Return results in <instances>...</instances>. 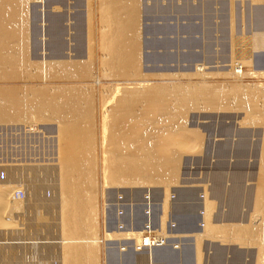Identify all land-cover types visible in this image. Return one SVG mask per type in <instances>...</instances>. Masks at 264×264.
Here are the masks:
<instances>
[{
    "label": "bare ground",
    "instance_id": "bare-ground-1",
    "mask_svg": "<svg viewBox=\"0 0 264 264\" xmlns=\"http://www.w3.org/2000/svg\"><path fill=\"white\" fill-rule=\"evenodd\" d=\"M45 1L0 0V81L47 76L53 80L55 78L58 80L88 79L94 85L101 83L103 78L115 80L110 90L107 91L105 86H103L105 89L102 87L106 91L105 95L97 100L100 101L101 107L105 108L101 116L104 122L102 127L104 134L107 135V140L104 138V141H107V145L110 146L105 147L108 155L105 154L102 165V186L119 189L112 200H101V226L103 227L107 222V216L115 214L114 208H110L109 214L105 213L108 203L117 202V196L122 194L124 200L129 201L141 200L146 195L156 200V203H159L160 224L165 227L171 210L175 209L174 204L182 203L187 199L179 196V191L186 188L182 187V184L193 181L186 179L193 178L192 176L183 175V167L190 165L191 169L194 161H198L197 165L209 172L207 175L210 177L206 176L207 178L215 181L217 177L225 175L228 181L233 183L231 189H229L231 186L226 184L230 195L226 191H217V186L213 187V194L211 193L213 190H210L212 189L211 184H202L201 192L204 196L201 199L202 207L198 210H202L203 226L199 231H194V263L264 264V83L230 82V84H222L223 82L216 83L215 81V83H180L179 81H165L166 74H152L149 71L145 73L142 64L146 59H143L145 55L141 51L145 38L143 33L141 36V0H99L97 6L101 24L99 33L102 50L101 68L99 72H94L92 52L88 51L91 27H87L86 30L87 52L83 56H77L76 52L70 48L61 55L57 51L55 53L58 54H53L45 48L46 43L51 39L54 44V38L61 29L58 25L60 23L52 19L46 21L43 17L46 11L44 10ZM143 1L146 3L148 0ZM252 1L263 3L264 0ZM29 2L40 3L41 15L40 52L35 65H44V67L36 68L42 71L41 74L35 73L36 69L33 68L35 75L28 74L30 70L25 68L28 62H34L31 58L29 59L27 48L30 32L28 28ZM88 11H90L89 7ZM66 24L70 26L73 21L70 22L67 19ZM152 26L151 29L154 27ZM45 29H48L49 34L44 32ZM254 38V46H259L262 38L259 36ZM71 39L72 36L69 37L68 42L74 40ZM251 62L250 56H247L238 64L249 66L253 65ZM235 65L236 62L232 60L229 72L216 74L218 76L219 74L228 75L229 78L237 77L236 79L246 74L264 77L263 67L259 70L256 66V69L251 67L243 75V72L241 74L236 69L238 65ZM188 75L199 76L203 79L207 77L202 71L187 74V77ZM156 77L160 80L154 82L152 79L156 80ZM230 80L233 78L231 77ZM92 91L83 84H58L52 87L37 85L28 88L0 85V121L15 120L27 123L30 120H40L45 117L56 120V123L58 121L56 131L51 136L57 139L55 151L51 153L53 155L50 158L51 161L26 164V166L40 168L38 171L42 170V174L46 170L47 177L49 171L51 174V177H46V181H51L52 189L49 188L52 190L51 196L47 195L49 192L47 188L50 186L46 187L47 192L44 190L47 193L44 197L50 196V200L46 199L49 201L46 206L47 215L46 217L36 216L35 210L30 208L34 210L33 214L35 213L31 218L37 217L34 221L30 220L31 228L36 230L39 222L43 224L46 221L45 223L50 224L55 230L58 240L55 238L57 240L54 242L55 245L47 246L40 244L31 246L30 244L28 248L22 245L0 247V264H18L19 262L21 264H99L98 244L103 250V264H119V260L121 264H148L149 261L151 264H172L175 261L176 252L168 249H155L149 253L146 250L140 252L127 250L125 253H117L110 249L107 256L106 243L101 241V232L97 237L98 197L102 196L105 191L102 193L97 179L96 159L93 153L95 140L93 127L95 128L96 125L94 124L95 99ZM198 102L208 103V107L211 104L216 109L243 110L245 116L215 115L209 116V119L204 122L196 120L193 121L194 123H186L187 127L182 125L184 128H181V140L178 138L179 140L170 141L167 137L169 142H164L167 134L164 136L162 133L165 139L160 137V142L157 136H160L162 131L165 132L167 128L174 127V125L180 126L181 122L177 121L182 118L186 109L190 108L183 103ZM247 124H259L261 129H253L251 128L253 126L249 127ZM33 126L32 124L26 125L29 130H32L30 127ZM181 146L192 149L201 147V151L199 150L200 154L197 159L193 157L185 159L180 153ZM44 166L49 168V171L47 169L43 171ZM38 171L37 174L40 176ZM30 177L26 178L28 181L26 182L28 184L26 185V204L33 205V202L36 203L38 200L37 198L33 201L35 198L33 193L38 192L39 194L40 192L37 190L38 187L36 188L40 178L36 182V177ZM241 177L245 180L243 185L247 186L246 195L243 192L239 195L238 192L240 188L243 190L236 181ZM175 180L176 183L173 184ZM46 181L44 180V183ZM140 188L143 191L139 196H134L135 192L127 194L121 191V189L130 191ZM157 188L161 189L162 194H155ZM13 190L6 185H0V229L14 226L10 214L13 209L15 210L22 204L20 200H13ZM35 190L37 191L34 192ZM209 191L211 192L208 193ZM172 193H176L178 201L171 199ZM241 197L246 199L244 205L243 201L240 202ZM124 213L128 215L132 213V210L127 209ZM194 213L188 210L177 211V218L185 224L186 219L188 217L191 219ZM136 217L139 218L138 215ZM43 220L45 221L41 223ZM138 226L129 230L128 234L139 239L141 233ZM118 234V231L113 230L105 236L113 238ZM250 246L255 249H250ZM46 247V254L50 258L49 263L44 257Z\"/></svg>",
    "mask_w": 264,
    "mask_h": 264
},
{
    "label": "rangeland",
    "instance_id": "rangeland-1",
    "mask_svg": "<svg viewBox=\"0 0 264 264\" xmlns=\"http://www.w3.org/2000/svg\"><path fill=\"white\" fill-rule=\"evenodd\" d=\"M45 2L46 3H44V10L46 11H45V16L43 15V17H45L46 21L52 19V21L60 23L58 25L61 28L58 32V35L55 36L54 38L55 39L54 44L51 42L52 41L51 39L48 42L49 44L46 43L45 48L48 49V51H51L53 54L60 53V55L62 53H66L70 48L74 50V52H76L77 56L78 55L83 56L87 52L86 44L88 42L86 39L87 37L86 30L87 27H91V34H90L91 40L89 39L90 49H88V51L92 52L91 58L93 61L92 67L94 69V72H99V69L101 68L100 56L102 52L101 41L99 37L101 24L99 21V13L97 6L99 0H46ZM146 3L143 0L140 1L141 4L140 6L142 7V8L140 7V9H142L141 12L143 13V14L141 13L140 20L142 22L145 21L144 22L145 24L141 22V28L144 30L143 31L141 29V36L143 33V36L145 37L142 45V47L143 46L144 47L142 49L143 50L146 49L145 50L146 53L143 50H141L143 52V55H145L143 59H146L142 64V69L143 71H145V73L149 71L152 74L153 73L166 74L167 76L166 78L164 77H158V78H164V80L166 79L165 81H170V82L179 81L180 83H188V82L189 83H194V82L222 83L223 82L222 84H230V82L231 83L242 82L244 84L264 83L263 82L264 77H260V76L257 77L251 74L250 75L246 74L248 77L244 75V73L246 71H249L251 67L252 68L254 67V69L257 68L258 70L259 68L262 69V67L264 69V1L262 3V1L256 2L252 0H232V1L231 0H148L146 1ZM39 5L40 3L29 2V6H28V21H29L28 28L30 32L28 34L29 44L27 48L29 52L28 53L29 59L31 58L32 61L34 62H28L25 68H28V70H30L27 72L28 74H33V75H35V73H40V72L42 73V71L37 69L39 67L40 69L44 67V65L42 66L38 64L35 65L36 58H38L40 52V34H41L40 32H42V29L39 25L41 19V15L39 12L40 11ZM87 6L89 7L90 11H88ZM145 7L147 8V10ZM148 10H150V12ZM87 13L89 16L87 15ZM87 17H90V19L89 18L87 19ZM67 19L70 22L73 21V24L68 26L69 24H66ZM152 24L154 27L152 26ZM151 26L153 27L152 29L150 28ZM44 32L49 34L48 29L47 30L45 29ZM46 33L45 35H47ZM70 35L72 36V39L75 40L74 41L71 39L73 41V42L71 41L72 43L68 42L69 37H71ZM148 35L150 36L148 37ZM255 36H259L262 38L261 39L262 43H260L261 45L259 44V46L258 45L254 46ZM70 43L72 45H70ZM55 51H57L58 53L57 52L55 53ZM247 56H250V59L252 61L251 63H253V65L250 64L248 66L247 64H243V65L238 64L239 61H242ZM231 59L236 62V65H238L236 69L239 71V73L243 72L244 76L241 75V77H238V79H236L237 77L234 78L233 76H231L233 80H230L231 77L229 78L228 75H226L228 76L227 78L226 76L223 75L221 76L220 74L218 76L216 74V73L229 72L231 70L230 67L232 61ZM33 68L35 69L37 68L35 73L34 71H32ZM201 68L202 70H200ZM197 71L198 72L202 71V73H205L207 77L204 79L199 76L195 77V75H188V77L190 76L193 78L187 77V74H191ZM174 74L179 76H172ZM180 74L182 76H180ZM29 78L31 77H28L26 79L25 78L6 79L7 81L1 80L0 85H5L12 88H21V87L28 88L37 85L52 87L58 84H79V85L83 84L84 86L87 85L89 89L93 90L92 95L93 98L95 99L94 124L96 125L95 128L93 127V133L95 139L93 153L96 159L95 162L97 168V179L99 180L102 193L103 191H105L104 194H102V196L99 195L98 197L97 237H99L100 232L102 231L101 229L102 224L100 219L101 202H102L101 200L104 199L105 201L106 199L112 200L114 198V195L119 189L105 188V187L103 188L102 186L103 185L102 165L105 160V154L108 153L107 149L105 152V147L108 148L110 146L107 145V141H104V138L106 139L107 135L106 133L104 134V129L102 127V124L104 122L101 119V116L103 115V110L105 108L101 107V105L99 104L100 101L97 100L102 99V96L105 95L106 92L105 90L107 91L108 89L110 90V86L111 84H113L115 80L113 81L112 79L111 81V79L103 78L101 83H99L100 85L99 84L93 85V83L88 79L58 80L57 78H55L53 80L52 78L47 76L46 77L44 76L43 78L41 76L31 79ZM152 80L156 82L160 79H157L156 77V80L155 79ZM234 80H237L238 82ZM90 86L92 87L90 88ZM103 86H105L106 89ZM198 103H183L184 105H187L190 108L186 109V112L183 113L182 118L179 121H177L179 123L181 122L180 126L177 127L176 125H174V127L172 126L169 127V129L167 128L166 129L167 131H165L167 133L162 131L159 134L160 136H157L159 137V141L161 142L160 137L164 138L166 134H167L166 139L165 138H164L165 140L163 139L164 142L168 141V139L170 141H176L179 140L178 138H180L181 140L182 138L180 136V134L182 135L181 128H184L183 126L187 127L186 123H191V122L194 123L193 121L196 120L198 121L200 120L204 122V120L207 121L209 119L208 118L209 116H215V115H221V116L228 115V116H240V117L245 116L243 110H237V109L232 110V108L216 109L213 107V105L211 106V104H209L210 106L208 107L207 105L208 103L206 104L204 102H198ZM183 122L186 125H184ZM57 123L56 120L52 118L48 119L46 117L45 119L42 118L40 120L33 119L27 123L24 121H15V120L0 121V176H1L0 185H6L9 188L10 187L13 188L14 189L13 200L15 201L20 200V202L22 203L21 206H19L15 210L13 209L10 214L11 216L10 218L12 219L13 221L12 224L14 226L11 225L10 226L12 227L11 229L10 227L8 229H6L7 227L5 228L3 227V229L2 228L0 229V247H6L7 245H11V246L22 245L28 248L30 247V244L31 246H35L39 244L43 246H47L51 244L55 245L54 242L58 240L56 237L57 235L55 230L52 228V226H50V224L45 223L46 222L45 220L41 222L43 223L45 221L44 222L45 224L44 223L40 224L39 222L38 228L36 230H32L30 225V220L34 221L35 218H37L36 216L44 217L45 215H47L46 206H47V202L49 201H47L46 199L48 198V200H50L49 199L51 196L50 193L52 191L49 189V188L52 189L51 181L50 180L46 181L47 178L51 177V174L49 173L50 171L48 170L49 168L47 169V167L45 166H44L45 168L43 167L44 169L42 168L43 171L45 169L49 171L47 177L46 170L44 171L45 173L43 172L44 174H42L41 173L42 170H40L41 172L38 171L40 168L38 169V167L36 168L33 166H26V164L29 165L32 163L33 164L49 163L51 161L50 158L53 156L51 153L55 151L57 144V139L51 136H53V132L56 131L58 125ZM30 124L34 125L33 127H30L32 128V130H29V128L26 127V125H30ZM201 124H205V123H201ZM247 126L249 127L253 126L251 128L256 130L261 129V125L259 124H247ZM162 133L164 134V136ZM180 149H182L181 150L182 152L180 151L181 156L182 158L185 159H188L189 157L190 158L193 157L194 159H197L201 151V147L200 149L199 148L192 149L189 147L185 148L181 146ZM195 162L196 161H194V165H191V169L189 167L190 165L189 166L186 165L187 167L186 166L183 167V172H184L183 175L192 176L193 178H186V179L193 181L182 184V187H186V188H182L183 190L181 189L179 191V196L181 198L186 197L187 199L182 201V203L176 202L177 205L174 206L176 212L188 210L191 211V213L194 212L196 213V210L202 207V200L199 199V203H197V206H192L191 203L189 204V201H191L197 196V192L202 191V186L204 184L207 185L211 184L212 189L210 190L211 191L213 190V192L209 191L208 193L211 192L214 194L213 187L217 186L216 189L217 191L219 192L226 191L230 195L229 189L232 188L233 182L228 181L227 176L224 175L221 177H217L215 181L214 179L211 180V178H207L210 177L209 175H207L209 172L206 171L205 168L198 166L197 165L198 161L196 163ZM20 165H24L25 167ZM24 168L26 172L24 171ZM26 168L29 169L27 170ZM30 168L31 169L35 168V169L31 170ZM37 171L38 173H40V176L39 174H37ZM37 176H39L40 178L39 181H38L39 178ZM204 176L207 177L205 178ZM27 177L30 178L36 177L37 180L35 181L36 182L38 181L37 183L38 185L39 182L41 181L40 185L36 186V188L38 187L37 190L40 191L41 193L39 192L38 194V192H36L37 190L34 191L36 193H33V197L36 198V199L34 198L33 201H36L37 198L39 200V201L37 200V202H39V203L36 202L37 204L32 201L34 206L32 204H26V197H27L26 185H28L26 184V182L28 183L27 179H29ZM43 177H45V179ZM44 180L47 183L46 182L44 183ZM201 181L203 182L200 183ZM212 181H214V183ZM236 181L243 188V190H241L240 188V190L238 191L239 195L242 192L243 194L246 195L247 186L243 185L245 181L243 177H241V179H238ZM215 182L216 185H214ZM172 183L173 184L176 183V180L173 181ZM226 184L231 187L228 189V186ZM46 187H48L47 190L49 189L48 194L46 193L47 192ZM249 187L250 186H248V188ZM41 188L43 189L40 190ZM121 191L127 194L130 192H135L134 196H139L140 193L143 191V189L141 188L133 189L130 191H125L121 189ZM45 193L50 196L44 197ZM159 193H161V189L157 188L155 194L157 195ZM36 194H38L39 196ZM244 200L246 201L245 197L244 198L241 197L240 202L243 201L242 202L243 205L245 202ZM40 202H42L43 204H41ZM36 205H38L39 207L37 206L35 208ZM30 208L34 209L36 212V216H34V218H31V216L33 217V215H35V213L33 214L34 210ZM25 219L29 221L27 222ZM189 222L192 224L193 221L188 217V219H186V223L185 224L183 223V225L187 226ZM199 230L200 229H198L197 231ZM194 233H192V236H194ZM250 249L254 250L255 248L250 246ZM111 250H115L117 252L116 248H112ZM44 252H45L44 254L47 253V247L45 248ZM105 252L106 255L108 256V250L106 248H105ZM180 255H181V259L184 261V264H195L194 245L190 250L186 249V252H180ZM98 256H99V264H103V258H104L103 250L101 245L99 244H98ZM177 256L178 254L176 252V258ZM44 257L45 259L47 258L46 260L49 263L50 258H48L47 254ZM42 259L44 260V258ZM46 260L44 261L46 262ZM175 261H173L172 264L175 263ZM118 263L121 264L120 260L118 261ZM18 264H21V262H19ZM148 264H151L150 261Z\"/></svg>",
    "mask_w": 264,
    "mask_h": 264
},
{
    "label": "built area",
    "instance_id": "built-area-1",
    "mask_svg": "<svg viewBox=\"0 0 264 264\" xmlns=\"http://www.w3.org/2000/svg\"><path fill=\"white\" fill-rule=\"evenodd\" d=\"M197 196L189 201L192 206H197L199 199H202L204 195L202 192H197ZM171 199L174 201L179 200L176 193L171 194ZM110 208L115 209V214L110 217L107 216V222L105 219L106 223L101 228V241L106 243L105 248L107 250L116 248L118 253H125L127 250H132L133 252L146 250L149 253L155 249H169L178 254L176 262L173 264H184L180 252L186 249L190 250L193 247L192 233L203 226V220L200 218L202 217V210H196V213L192 215L194 219L191 217L192 224L190 221V225L187 224L185 226L179 221L177 212L173 209L166 220L165 227H162L159 218V203H156V200L150 199L147 195L141 200L133 199L129 201L124 200L123 195L119 194L117 202L108 203L106 214H109ZM127 209L132 210V213L128 215L124 213ZM137 215L139 218L136 217ZM135 226L140 228L141 236L139 239L128 234L129 230ZM113 230L119 232L117 237L105 236V234H109V231Z\"/></svg>",
    "mask_w": 264,
    "mask_h": 264
}]
</instances>
